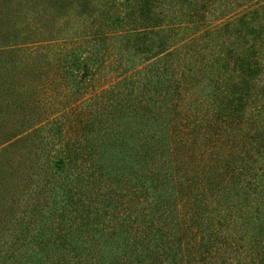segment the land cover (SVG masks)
Returning <instances> with one entry per match:
<instances>
[{"label":"trees","instance_id":"1","mask_svg":"<svg viewBox=\"0 0 264 264\" xmlns=\"http://www.w3.org/2000/svg\"><path fill=\"white\" fill-rule=\"evenodd\" d=\"M0 264H264V0H0Z\"/></svg>","mask_w":264,"mask_h":264}]
</instances>
